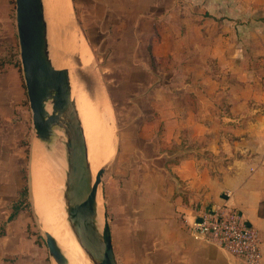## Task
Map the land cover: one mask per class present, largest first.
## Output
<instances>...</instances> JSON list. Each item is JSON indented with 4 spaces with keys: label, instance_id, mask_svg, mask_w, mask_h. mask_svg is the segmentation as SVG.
Masks as SVG:
<instances>
[{
    "label": "crops",
    "instance_id": "obj_1",
    "mask_svg": "<svg viewBox=\"0 0 264 264\" xmlns=\"http://www.w3.org/2000/svg\"><path fill=\"white\" fill-rule=\"evenodd\" d=\"M81 1L82 22L94 33L113 34L115 42L105 53L107 63L114 69L119 66V71L127 66L128 74L121 73V80L134 88L128 95L135 100L136 119L123 127L107 197L117 262L118 255L126 252L133 256V264H243L214 243L195 239L188 230L197 208L227 204L257 230L264 264V71L228 79L212 76L200 69L205 59L198 52L207 47L201 45L205 32L224 33V48L231 50L241 48L236 42L244 40L234 44L226 34L247 31L248 42L254 43L247 47L264 49L262 38L248 35L258 29L253 23L236 25L235 31L227 24L234 17L264 20V0L256 5L245 0ZM0 2L4 7L0 56L8 44L15 52L0 69L1 146V130L7 136L8 123L30 108L14 0ZM189 33L192 43L186 40ZM185 49L191 50L192 58L186 57ZM165 64L170 65L168 74ZM185 65L198 67L183 71L184 75L176 73ZM15 83L21 95L8 96ZM163 86L183 97L185 104L176 109L175 117L154 121V90ZM144 99L148 107L142 105ZM141 114L148 115L138 118ZM145 128H150V135H143ZM7 226L0 234V264H41Z\"/></svg>",
    "mask_w": 264,
    "mask_h": 264
},
{
    "label": "rangeland",
    "instance_id": "obj_2",
    "mask_svg": "<svg viewBox=\"0 0 264 264\" xmlns=\"http://www.w3.org/2000/svg\"><path fill=\"white\" fill-rule=\"evenodd\" d=\"M248 2H251V4L256 5L257 0H245L246 4H249ZM2 9L4 10V7L1 6L0 2V11ZM70 12L72 22L78 31L80 39H82L83 47L82 51L77 53L76 58L72 60L71 64L67 67L70 79L72 78V81L70 82L71 84H73L77 77L80 80L82 79L85 85H88L89 82H94L106 96V99L111 107L112 116L114 120V153L112 158L109 160L108 164L102 166L105 168V170L102 174L101 183L98 191V204L101 200V209L99 208V213H106L108 223H110V225L112 226L113 218L112 216H109L107 212V199L105 196L104 186L105 182L108 180L110 168L112 167V164L114 162L117 150L118 148H120V138L122 134L120 133V126L122 125V123H124V121L133 122L136 119L134 113V106L136 103L135 100L129 98V96H124L121 97L119 99V102L117 101L114 105L108 94V89H114L115 85V81L112 80V76L117 74L116 71H113L110 66L105 63V53L108 48H110L115 42L113 41V34H107L106 32H101L99 34L94 33L91 31L90 26L82 22L81 0H70ZM228 19L230 21L227 22V24L232 25L233 31L236 30V25H250V23H253L255 27H258V29H254V32L249 33L248 35L251 37L258 36L259 38H262L264 40V20H260L259 17H234ZM1 22L2 24H5L4 21ZM201 26H203V24ZM221 27L223 26L221 25ZM261 27H263V29ZM103 28L104 26L102 25L101 29ZM245 34H247V31H245V33H241V31H238L236 33L233 32L232 35L229 33L226 34L227 40L228 36H232L231 38L229 37V40H233L234 44L235 41L244 40L243 43L236 42L237 44L242 45L241 48L234 47L231 50H229L228 48H224V33L205 32V34H202L201 45H205L207 47H203L202 49L198 50V52L201 53V58L203 57L205 59L203 61V65L199 66L200 69L205 70L210 75L216 77H221L225 75V78L227 79L231 76L235 77L257 75L260 73L263 74L264 49L248 48L247 46L249 44L254 43H250V40L248 42V39L246 38L248 36ZM56 39L64 43V40L58 38ZM192 39L193 33H189L186 36V40L188 41V43H192ZM183 51L184 50H182V52ZM185 54L186 57L192 58L191 50L185 49ZM256 56H260L258 58V62L257 60H254V57ZM160 61L162 62V64L166 62L164 60ZM162 67L165 69L166 74H168L167 71L169 70L170 65L165 64L162 65ZM192 67L196 68L198 66H178V72H174L184 75L185 73L183 71L187 72L188 69H190L191 71L193 70ZM172 71L173 70H171L170 72ZM8 76L10 78V75ZM10 87L11 84L9 85V88ZM11 88V90L7 92L8 96L11 95L13 97H16L19 96V94L21 95L22 90L20 87V89H18L16 83ZM122 91L128 92L129 90L122 89ZM153 95L154 103L153 107L151 108L154 109L153 112L155 113L154 121H161L166 116L168 118L170 116L175 117L176 109L180 108L182 104H185L183 97L179 95L177 96L176 94H172L171 91H169L168 88L164 86L156 88L154 90ZM142 105L148 107L147 101L145 99L142 101ZM146 115L141 114L140 116H138V118L144 119ZM8 127L9 128L7 130V136H5L6 130H1L3 132V140H8L6 145L8 147V151L3 152L1 154L2 162H0V223H5L6 220L9 219V215L12 212V202L14 200H17L19 203L18 212L13 215L14 218H12L9 223L16 221L13 225L14 231H23L24 238L29 240L26 241V243H29L30 240H32L34 241V244L36 241L40 245L39 247L43 250L44 254L47 255L42 259V263L44 262L45 264H56V262L48 253V249L45 243V229L41 226V222L33 207L31 192V154L35 141L39 142V139L35 136L34 133L30 109L26 107L25 112H19V117H14L13 120L8 123ZM142 133L143 135H150V128H145ZM17 218H22L24 222L18 221ZM101 220L102 218H100V221ZM22 246L24 247L23 241ZM118 260V264L134 263L133 256H130L129 253L126 252L122 256L118 255Z\"/></svg>",
    "mask_w": 264,
    "mask_h": 264
},
{
    "label": "water",
    "instance_id": "obj_3",
    "mask_svg": "<svg viewBox=\"0 0 264 264\" xmlns=\"http://www.w3.org/2000/svg\"><path fill=\"white\" fill-rule=\"evenodd\" d=\"M14 4L19 59L35 136L39 143L50 147L56 129L65 134L67 220L91 264H118L107 214L102 212L101 227L97 220L98 191L105 168H99L92 178L69 81L64 70L50 59L43 1L14 0ZM44 234L49 255L56 264H67L54 237L47 231Z\"/></svg>",
    "mask_w": 264,
    "mask_h": 264
},
{
    "label": "bare ground",
    "instance_id": "obj_4",
    "mask_svg": "<svg viewBox=\"0 0 264 264\" xmlns=\"http://www.w3.org/2000/svg\"><path fill=\"white\" fill-rule=\"evenodd\" d=\"M42 1L50 59L55 67L64 70L69 81L70 98L81 123L87 160L94 178L97 170L108 164L114 153V120L111 107L103 91L94 82L85 85L78 77L73 84L70 82L72 78L70 79L67 67L83 49L82 39L71 19L70 0ZM56 38L64 40V43ZM55 134L50 147L35 141L32 148L33 207L41 226L54 237L67 264H91L90 257L80 246L67 220V166L63 146L65 134L61 129H56ZM100 201L97 206L98 227L103 225V214L99 213Z\"/></svg>",
    "mask_w": 264,
    "mask_h": 264
},
{
    "label": "built area",
    "instance_id": "obj_5",
    "mask_svg": "<svg viewBox=\"0 0 264 264\" xmlns=\"http://www.w3.org/2000/svg\"><path fill=\"white\" fill-rule=\"evenodd\" d=\"M188 230L195 239L214 243L243 264H262L257 230L232 206L197 208L195 218L188 223Z\"/></svg>",
    "mask_w": 264,
    "mask_h": 264
},
{
    "label": "trees",
    "instance_id": "obj_6",
    "mask_svg": "<svg viewBox=\"0 0 264 264\" xmlns=\"http://www.w3.org/2000/svg\"><path fill=\"white\" fill-rule=\"evenodd\" d=\"M6 48H7V52L3 56H0V69H1L2 65L5 62H11L12 61V56L15 55V52L13 51V47L10 44H8ZM14 63H17V62L15 61ZM105 63H107L106 57H105ZM107 64H109V63H107ZM109 66H110V68L112 70H115L117 72L116 75L112 76V80L115 81V83H114L115 84L114 85V89L113 88H112V90L110 88L108 89V94H109V96H110V98L112 100V103L115 105L117 101L119 102V99L121 97H124V96H127L128 97L129 96L128 95L129 92H123L122 89L123 90H127L128 89L129 91H132L134 88H132V89L130 88L131 82H129L127 80L126 81L121 80V76H122L121 73L124 72V73L128 74L127 73L128 72L127 66H124V68L121 67V70L120 71L118 69L119 66L118 67L116 66V69L113 68L114 66H112V64H109ZM129 98H130V96H129ZM127 123H129V121L128 122L127 121L126 122L124 121V123H122V125L120 126V133L123 132V127H125ZM6 145H7V143H4V140H3V144L0 146V162H2L1 154L3 152H7L8 151V147ZM113 182H114V177L111 174V168H110V172H109V175H108V180L105 182V186H104L106 199L109 196L110 192L112 191ZM18 208H19V203H18L17 200H14L12 202V210H11L12 212L9 215V219L6 220L5 223H1L0 224V234H4L6 232V229L5 228L8 227L7 225H9V227H11L14 230V226L13 225H14V223L16 221L15 222H12V223H9V221L12 220V218H14L13 215H15L18 212ZM108 215L109 216H112V210H111V208L109 210V206H108ZM16 217H18V216H16ZM17 219L20 222H24L22 220V218H17ZM14 233H15V231H14ZM16 233L19 234L20 241L21 242L23 241V243H24L23 249L24 250H32V252H35V256L38 257V259L41 261V264H45L44 262L42 263V259L44 257H46L47 255L44 254L43 250L39 247L40 245L36 241H35V244H34V241H32V240H30L29 243H26V241H29V240L26 239V238H24V232L23 231H18ZM35 261H36V259H35Z\"/></svg>",
    "mask_w": 264,
    "mask_h": 264
}]
</instances>
